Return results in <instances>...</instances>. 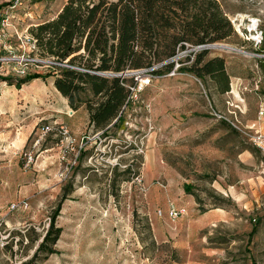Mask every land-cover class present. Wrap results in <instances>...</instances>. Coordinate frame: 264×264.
Masks as SVG:
<instances>
[{
	"label": "rangeland",
	"instance_id": "obj_1",
	"mask_svg": "<svg viewBox=\"0 0 264 264\" xmlns=\"http://www.w3.org/2000/svg\"><path fill=\"white\" fill-rule=\"evenodd\" d=\"M217 1L232 32L209 44L235 50L209 46L205 57L226 60L229 91L213 92L208 77L185 70L202 50L186 45L170 69H127L135 87L102 129L87 109L100 98L85 89L71 107L52 82L59 62L32 47L30 28L61 0L7 10L0 92L34 128L11 165L0 156V264H264V155L250 128L264 103V0ZM251 19L262 30L259 47ZM20 58H28L25 74L13 69ZM171 205L182 210L177 220ZM53 212V252L35 255Z\"/></svg>",
	"mask_w": 264,
	"mask_h": 264
},
{
	"label": "trees",
	"instance_id": "obj_2",
	"mask_svg": "<svg viewBox=\"0 0 264 264\" xmlns=\"http://www.w3.org/2000/svg\"><path fill=\"white\" fill-rule=\"evenodd\" d=\"M29 32L41 55L57 62L67 59L71 65L52 66L54 86L71 107L77 109L83 103H75L74 97L85 89L100 98L94 104L89 101L87 109L90 124L102 129L120 118L130 88L135 87L132 76L109 77L103 72L150 69L159 62L170 69L173 62L167 60L177 50L222 41L232 28L217 0H66L54 17L37 23ZM205 49L194 54L185 70L208 77L224 92L229 87L224 59L205 60ZM55 214L35 255L53 252L60 234V229H54Z\"/></svg>",
	"mask_w": 264,
	"mask_h": 264
},
{
	"label": "crops",
	"instance_id": "obj_3",
	"mask_svg": "<svg viewBox=\"0 0 264 264\" xmlns=\"http://www.w3.org/2000/svg\"><path fill=\"white\" fill-rule=\"evenodd\" d=\"M65 2L66 0H61L57 9L55 10L53 14H51V16H49V18L54 17L58 13V11L61 9V7L63 6ZM50 9L52 10V8H49V10ZM1 14L3 17L5 16L4 13H1ZM9 16L10 15H6V18H7L6 20L9 19ZM3 48L5 47H0V52L1 50H3ZM215 56H218V55H209L205 57V60H208ZM224 66L228 74V77L230 78L228 68L226 65V60L224 61ZM203 79L205 80V78H201V80ZM52 82H53V79H52ZM210 88L213 92H216L218 94H224L229 91V87H228V90L221 92L215 83H213ZM8 97H10L9 101H8ZM11 100H12V95L10 94L8 90L5 89L4 91L0 92V154H1L0 156L1 158H4L5 160H7V162L5 163L7 166L12 164V158L15 152L14 147L24 145L31 133L32 128H34V125H32L29 128L19 123L20 118L15 117L14 114L12 113L13 105H8V102H11ZM259 124L260 126H263V121H259ZM16 149L18 150L17 147ZM178 218L180 217H177L173 220H177ZM173 247L175 251H177L180 248V247L178 248L175 246ZM182 262H183V259L177 261L176 264H181Z\"/></svg>",
	"mask_w": 264,
	"mask_h": 264
},
{
	"label": "built area",
	"instance_id": "obj_4",
	"mask_svg": "<svg viewBox=\"0 0 264 264\" xmlns=\"http://www.w3.org/2000/svg\"><path fill=\"white\" fill-rule=\"evenodd\" d=\"M23 0H0V44H3V40L5 37V26H6V13L8 9H13L16 6L22 4ZM1 13H4L5 16L3 17ZM252 34H250L251 41L256 47H259L262 44L263 40V34L262 30L257 28V23L254 29L250 30ZM3 46V45H2ZM6 50L11 49V45H6L4 46ZM32 47H35V40L33 39V44ZM194 50L198 49H204L207 48V45H197V46H192ZM10 51V50H9ZM9 58L3 55H0V65L1 64H6L9 63ZM22 61H28V58H20L19 59V66L18 67H13V69L18 73V74H25L26 73V65L27 63L22 62ZM22 63V64H21ZM25 63V64H24ZM60 65L65 66V67H71V65L67 64V59H65L63 62H59ZM259 80L257 81V83ZM258 85L256 84V87ZM226 120V119H225ZM228 121V120H226ZM259 121H263V126H260ZM230 122V121H228ZM252 130L251 134V142L252 144L257 147L262 154L264 155V103L259 104L257 108V124H252L250 126ZM28 161L31 159V155H27ZM182 213V210H177L175 207L171 205L169 209V215L173 218H176L178 215Z\"/></svg>",
	"mask_w": 264,
	"mask_h": 264
},
{
	"label": "bare ground",
	"instance_id": "obj_5",
	"mask_svg": "<svg viewBox=\"0 0 264 264\" xmlns=\"http://www.w3.org/2000/svg\"><path fill=\"white\" fill-rule=\"evenodd\" d=\"M237 16H238V18H239V21H242V20L244 19V17H245V15H243V14H238ZM250 21H251V23H250L248 26H249V30H252V29H254L255 26H256V20L251 19ZM216 44H217V45H216ZM218 44H220V43L209 44V46H211V47H213V48L221 47L222 49H225V48H226L225 50H231V49H230L231 47L226 46L225 44H220V45H218Z\"/></svg>",
	"mask_w": 264,
	"mask_h": 264
},
{
	"label": "water",
	"instance_id": "obj_6",
	"mask_svg": "<svg viewBox=\"0 0 264 264\" xmlns=\"http://www.w3.org/2000/svg\"><path fill=\"white\" fill-rule=\"evenodd\" d=\"M207 47H209V44H207ZM231 50H235V48H230ZM132 72L131 71H128V70H124V71H121V72H117V73H107V72H103L102 74H105L107 76H119V77H124V76H127V75H130Z\"/></svg>",
	"mask_w": 264,
	"mask_h": 264
}]
</instances>
